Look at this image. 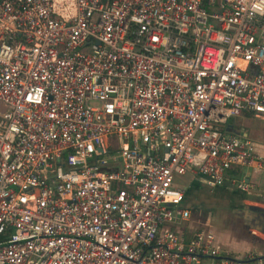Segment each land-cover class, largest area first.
<instances>
[{
    "label": "built area",
    "instance_id": "obj_1",
    "mask_svg": "<svg viewBox=\"0 0 264 264\" xmlns=\"http://www.w3.org/2000/svg\"><path fill=\"white\" fill-rule=\"evenodd\" d=\"M244 111L264 0H0V264H253L186 237L176 182L262 167Z\"/></svg>",
    "mask_w": 264,
    "mask_h": 264
},
{
    "label": "crops",
    "instance_id": "obj_2",
    "mask_svg": "<svg viewBox=\"0 0 264 264\" xmlns=\"http://www.w3.org/2000/svg\"><path fill=\"white\" fill-rule=\"evenodd\" d=\"M223 130L250 138L257 152L264 158V117L253 111H244L223 124ZM184 184L182 207L192 210V217L183 225L186 237L195 230L208 227L217 234L216 243L240 260L264 264V162L258 169L237 167L229 172L223 185L211 187L193 173H188ZM244 178L256 184L246 193L238 190L229 178ZM177 185H181L176 180Z\"/></svg>",
    "mask_w": 264,
    "mask_h": 264
},
{
    "label": "rangeland",
    "instance_id": "obj_3",
    "mask_svg": "<svg viewBox=\"0 0 264 264\" xmlns=\"http://www.w3.org/2000/svg\"><path fill=\"white\" fill-rule=\"evenodd\" d=\"M112 138V136H110L108 139L110 140ZM114 139V138H113ZM119 143L122 142V140L118 141ZM177 181L179 184H181V187H184V184L187 183V175H182L177 177Z\"/></svg>",
    "mask_w": 264,
    "mask_h": 264
},
{
    "label": "water",
    "instance_id": "obj_4",
    "mask_svg": "<svg viewBox=\"0 0 264 264\" xmlns=\"http://www.w3.org/2000/svg\"><path fill=\"white\" fill-rule=\"evenodd\" d=\"M258 259H264V256L262 257H257L256 259H254V261L258 260Z\"/></svg>",
    "mask_w": 264,
    "mask_h": 264
}]
</instances>
